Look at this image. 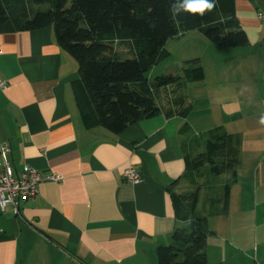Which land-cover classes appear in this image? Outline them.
Returning <instances> with one entry per match:
<instances>
[{
  "label": "crops",
  "instance_id": "crops-1",
  "mask_svg": "<svg viewBox=\"0 0 264 264\" xmlns=\"http://www.w3.org/2000/svg\"><path fill=\"white\" fill-rule=\"evenodd\" d=\"M234 5L247 43L218 46L197 36L211 53L190 58L198 60L202 78L180 90L186 115L167 116L162 103L119 134L85 126L73 90L77 61L58 45L51 25L0 31V79L7 82L0 89V144L10 147L16 174L28 164L41 175L62 176L39 183L17 213L7 206L0 214V264H158L156 249L171 242L175 227L208 217L197 210L206 174H186V158L197 154L193 137L214 128L237 134L239 164L256 168V157L264 156V0ZM130 165L140 182L123 178ZM190 186L199 187L198 197L194 216L184 220L169 189L188 193ZM215 234L207 228V242ZM205 253L208 264L218 263Z\"/></svg>",
  "mask_w": 264,
  "mask_h": 264
},
{
  "label": "trees",
  "instance_id": "trees-1",
  "mask_svg": "<svg viewBox=\"0 0 264 264\" xmlns=\"http://www.w3.org/2000/svg\"><path fill=\"white\" fill-rule=\"evenodd\" d=\"M35 4L47 8L35 9ZM169 4L170 0H0V31L51 25L58 45L77 61L79 79L73 90L85 126L100 124L119 134L127 125L159 112L157 93L168 86H174L175 108L164 106L165 114L186 115L190 110L180 90L184 81L202 78L197 59L188 61L193 66L182 76L173 71L147 80L148 71L167 55L164 45L169 38L198 30L218 46L247 43L234 19V0H215L216 7L203 17L173 18ZM239 147L237 134L210 130L205 150L186 158V174L200 177L204 165L216 175L234 170ZM198 189L188 193L169 189L177 217L194 216ZM187 224L175 227L171 242L157 247L158 264H208L207 218L194 216Z\"/></svg>",
  "mask_w": 264,
  "mask_h": 264
},
{
  "label": "rangeland",
  "instance_id": "rangeland-1",
  "mask_svg": "<svg viewBox=\"0 0 264 264\" xmlns=\"http://www.w3.org/2000/svg\"><path fill=\"white\" fill-rule=\"evenodd\" d=\"M34 8L44 10L47 6L35 4ZM191 33L167 40L164 45L167 55L162 56L148 71L146 76L149 82L173 71L182 76L185 66L189 64L187 60H192L190 58L194 56L202 54L205 59L210 58L211 50L204 47L197 38V36L202 39L206 37L197 30ZM119 49L125 54L124 48ZM188 82L184 81L185 85ZM174 97L171 88L157 93L158 103L160 105L163 103L165 107L169 104L174 105L172 102ZM196 109L195 106V111ZM206 138L208 135L205 133L193 137L191 145L195 154L205 150ZM255 160L256 168L250 167L248 161L243 162L242 166L239 162L235 168L236 174L230 178L227 173L220 175L209 173L206 165L200 168V171L206 174V181L201 185L197 210L208 216V229L216 231L215 235H209L205 247L210 262L264 264V156H257ZM233 177H236L237 181ZM191 189L190 186L184 190L188 192ZM187 225L186 223L185 226ZM222 255L224 259L219 261Z\"/></svg>",
  "mask_w": 264,
  "mask_h": 264
},
{
  "label": "built area",
  "instance_id": "built-area-1",
  "mask_svg": "<svg viewBox=\"0 0 264 264\" xmlns=\"http://www.w3.org/2000/svg\"><path fill=\"white\" fill-rule=\"evenodd\" d=\"M7 82L0 79V89H5ZM10 147L0 144V214L7 206L18 212L19 203L33 198L39 183L45 180L57 181L61 175L51 173L41 175L35 168L24 164L16 174L9 161ZM123 178L131 183L141 181V174L133 166H127L122 172Z\"/></svg>",
  "mask_w": 264,
  "mask_h": 264
},
{
  "label": "clouds",
  "instance_id": "clouds-1",
  "mask_svg": "<svg viewBox=\"0 0 264 264\" xmlns=\"http://www.w3.org/2000/svg\"><path fill=\"white\" fill-rule=\"evenodd\" d=\"M215 7V0H170L169 11L173 18L185 14L203 17ZM259 123L264 125V114L260 116Z\"/></svg>",
  "mask_w": 264,
  "mask_h": 264
}]
</instances>
